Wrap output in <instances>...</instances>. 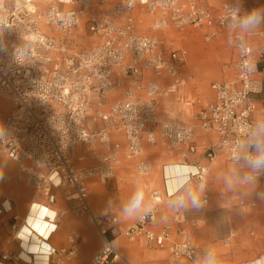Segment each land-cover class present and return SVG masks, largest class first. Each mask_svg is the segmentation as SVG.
<instances>
[{"label":"built area","instance_id":"built-area-1","mask_svg":"<svg viewBox=\"0 0 264 264\" xmlns=\"http://www.w3.org/2000/svg\"><path fill=\"white\" fill-rule=\"evenodd\" d=\"M138 9L151 17L155 31L195 27L207 42L229 37L239 54L235 78L213 83V98L183 92L193 79L185 69L187 51L170 49L158 35L140 33L134 14ZM252 10L261 13L259 4L248 2H226L214 9L201 0H0V111L7 109L2 98L10 107L0 115V150L16 164L5 180L33 187L51 203L56 202L53 190H66L71 212L86 217L106 239L92 264H129L118 259L114 246L121 235L151 249L169 245L174 261L202 264L191 231L181 229L174 240L173 224L156 229L159 191L151 193L152 207L124 226L113 206L103 215L94 213L88 182L116 177L123 154L113 133L124 134L125 156L137 160L141 175L152 172L145 141L160 143L186 160L198 150V129L217 136L205 149L210 163L220 155L241 163L255 131V97L264 90V50L247 42L242 24ZM83 29L97 37L87 49L74 39ZM117 91L122 98L102 111L100 106ZM169 93L191 106V121L160 119V98ZM194 167L187 182L203 189V203H208L210 166ZM258 178L264 172L249 175ZM118 197V191L109 192L110 200ZM55 217L56 224L60 215ZM56 230L57 224L51 234ZM80 239V231H73L69 248L44 253L38 264H71Z\"/></svg>","mask_w":264,"mask_h":264},{"label":"crops","instance_id":"crops-1","mask_svg":"<svg viewBox=\"0 0 264 264\" xmlns=\"http://www.w3.org/2000/svg\"><path fill=\"white\" fill-rule=\"evenodd\" d=\"M204 1L208 4L212 1L218 6L226 2L256 3L264 14V0ZM245 37L251 46L264 50V19L246 26ZM235 49L231 60L233 64L239 55L238 49ZM187 64L189 71H186L193 75L187 90L195 97L213 98L215 91L212 84L209 86L207 83L208 72L201 59L187 51ZM225 68L228 70L223 71L224 82L233 80V65ZM260 76L264 82V71ZM255 99L258 107L253 115L255 131L249 138V148L243 149L241 163L231 162L225 155L210 163L205 149L216 142L217 136L214 132L198 129V150L189 153L186 160L169 154L158 143L149 146L145 155L152 165L149 175H141L133 167L119 168L111 185L119 192V201L113 207L121 221L128 222V216L137 219L148 211L152 207L151 193L157 190L162 202L158 205L156 229L173 224L174 240L179 239L181 229L191 231L202 264H206L209 256L215 264H264V178L249 179L255 170L246 162L249 155L257 154L254 146L264 142V90ZM196 163L210 166L208 203H203V193L187 182L188 174L195 171ZM13 173L11 161L0 154V264H38L44 260L41 254L48 248H69V236L75 230L80 231L81 239L78 255L71 264H92V258L106 243L99 230L86 217L76 216L68 210L62 190L52 191L56 202L51 203L41 191L29 185L6 182L5 176ZM106 189L107 186L104 191ZM192 193L199 196V206L192 205ZM137 194L142 198L138 206H134ZM180 195L184 198L180 199ZM110 207L111 202L106 201L104 208ZM125 207L130 211L125 212ZM56 213L60 215L56 220L57 230L51 234L56 227ZM37 240L42 244H38ZM114 246L118 259L129 264H191L187 259L174 261L170 257L169 245L145 249L121 235L114 239Z\"/></svg>","mask_w":264,"mask_h":264},{"label":"rangeland","instance_id":"rangeland-1","mask_svg":"<svg viewBox=\"0 0 264 264\" xmlns=\"http://www.w3.org/2000/svg\"><path fill=\"white\" fill-rule=\"evenodd\" d=\"M201 1L206 6L214 9L221 7L218 5H214L212 1L209 4L206 3L204 0ZM134 14L138 26V31L140 33L158 35L160 38L165 40L166 45L170 49H184L187 50L190 54H194L197 59L200 58L203 62L202 65L204 66L205 71L208 72L207 83L209 86H211V84L213 83L224 82L223 71H225V69L228 70L227 68H225L226 66L233 65V63H231V60L232 57H234V54L236 53V49L233 45L234 43L229 37L223 35L218 39L212 40L211 42H207L204 40L203 30L195 27H189L185 32L178 31L171 27L162 31H155L152 28V19L149 15H147L140 9L136 10ZM74 39L80 45V47L85 49L90 48L97 41V37L89 34L84 29L82 31H79L78 34L74 37ZM185 69H189L188 64ZM187 87L183 89V92L187 93L190 96L192 94L189 92V90H187ZM120 98H122L121 91L111 93L108 99L106 100V104L104 106H100V109L102 111H107L110 104ZM1 100L6 104L7 109H5L4 111H0V115L5 116L10 112L9 101L3 98ZM173 101L174 104H172ZM193 113L194 111L191 106H187L184 103H181L178 100V96L176 94L169 93L167 96H162L160 98L159 117L163 121L189 122L192 119ZM91 126L92 128L96 127V125L93 124V121L91 122ZM113 139L115 141L120 142L122 147V164L119 168L133 167L134 169H136L137 160L128 159L125 156L127 141L124 137V134L113 133ZM151 145L152 144L147 141L144 142L145 155L148 154L149 146ZM0 154L3 157L9 159L6 154L1 150ZM11 163L13 164V170L15 171L16 164L13 161H11ZM115 179L116 177L108 182H103L98 177H92L89 179L88 184L90 190V203L96 215H103L107 211L108 208H104V206L106 205V201L111 202L112 206L114 205V203L119 201L120 197L113 200H110L108 198L109 192L112 190H116L113 188V184L111 185V183H113ZM109 185L111 186L110 188ZM106 186L107 189L106 191H104V187ZM62 191L63 200L65 201L66 190L63 189ZM68 210H70L69 207ZM128 220V222L121 221V224L124 226L130 225L134 223V221H136L137 219L136 217L129 218L128 216ZM108 236H111V234L109 233ZM144 248L146 249L145 246Z\"/></svg>","mask_w":264,"mask_h":264},{"label":"clouds","instance_id":"clouds-1","mask_svg":"<svg viewBox=\"0 0 264 264\" xmlns=\"http://www.w3.org/2000/svg\"><path fill=\"white\" fill-rule=\"evenodd\" d=\"M261 19H264V14H261L258 10H252L246 17L242 19V24L244 26L252 25L259 23ZM257 150L256 155H249L246 158V162L251 167L252 169L259 171V172H264V142H258L254 146ZM203 191V189H201ZM141 196L139 194L136 195L134 198L135 200V205L138 206ZM200 198L197 194L192 193L191 194V203L193 206H199ZM125 212H129L130 209L125 207L124 209ZM206 264H215V260L209 256V258L206 259Z\"/></svg>","mask_w":264,"mask_h":264},{"label":"bare ground","instance_id":"bare-ground-1","mask_svg":"<svg viewBox=\"0 0 264 264\" xmlns=\"http://www.w3.org/2000/svg\"><path fill=\"white\" fill-rule=\"evenodd\" d=\"M37 241H38V244H40V245L42 244V243H41L42 241H40V240H37ZM51 250H52V248H48V249L45 251V253H47V252H49V251H51ZM41 255L44 256V254H41Z\"/></svg>","mask_w":264,"mask_h":264}]
</instances>
